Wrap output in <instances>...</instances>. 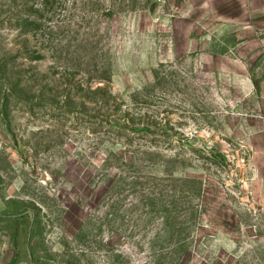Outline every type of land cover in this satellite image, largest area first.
<instances>
[{
  "label": "rangeland",
  "instance_id": "obj_1",
  "mask_svg": "<svg viewBox=\"0 0 264 264\" xmlns=\"http://www.w3.org/2000/svg\"><path fill=\"white\" fill-rule=\"evenodd\" d=\"M0 264H264V0H0Z\"/></svg>",
  "mask_w": 264,
  "mask_h": 264
}]
</instances>
